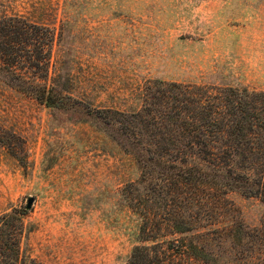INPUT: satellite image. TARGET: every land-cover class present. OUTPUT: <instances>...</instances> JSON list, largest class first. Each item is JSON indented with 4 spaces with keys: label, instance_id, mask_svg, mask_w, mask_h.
Instances as JSON below:
<instances>
[{
    "label": "rangeland",
    "instance_id": "obj_1",
    "mask_svg": "<svg viewBox=\"0 0 264 264\" xmlns=\"http://www.w3.org/2000/svg\"><path fill=\"white\" fill-rule=\"evenodd\" d=\"M9 13L51 29L49 77L95 108L139 107L153 80L264 90V0H0ZM6 82L0 73V129L24 141L25 164L0 146V213L32 197L21 254L123 264L139 222L121 195L138 177L123 148H135L117 124L44 107ZM230 198L245 224L259 223L258 200Z\"/></svg>",
    "mask_w": 264,
    "mask_h": 264
},
{
    "label": "trees",
    "instance_id": "obj_2",
    "mask_svg": "<svg viewBox=\"0 0 264 264\" xmlns=\"http://www.w3.org/2000/svg\"><path fill=\"white\" fill-rule=\"evenodd\" d=\"M52 41L44 24L0 15V73L44 107H78L117 124L135 148H123L138 177L121 195L139 218L137 244L123 264H264V215L247 225L230 198L264 207V90L153 80L139 107L95 108L58 88V74L49 77ZM6 131L0 146L24 166V141ZM28 209L0 213V264H41L21 254Z\"/></svg>",
    "mask_w": 264,
    "mask_h": 264
},
{
    "label": "water",
    "instance_id": "obj_3",
    "mask_svg": "<svg viewBox=\"0 0 264 264\" xmlns=\"http://www.w3.org/2000/svg\"><path fill=\"white\" fill-rule=\"evenodd\" d=\"M31 202H32V197H28V198H27V201H26V204H25V207H26V208H29Z\"/></svg>",
    "mask_w": 264,
    "mask_h": 264
}]
</instances>
